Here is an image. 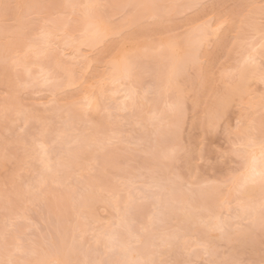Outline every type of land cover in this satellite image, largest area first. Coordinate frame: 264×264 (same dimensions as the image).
<instances>
[{"label":"rangeland","instance_id":"1","mask_svg":"<svg viewBox=\"0 0 264 264\" xmlns=\"http://www.w3.org/2000/svg\"><path fill=\"white\" fill-rule=\"evenodd\" d=\"M258 143L264 0H0V264H264Z\"/></svg>","mask_w":264,"mask_h":264},{"label":"bare ground","instance_id":"2","mask_svg":"<svg viewBox=\"0 0 264 264\" xmlns=\"http://www.w3.org/2000/svg\"><path fill=\"white\" fill-rule=\"evenodd\" d=\"M84 15H85V18L88 19V17L91 16V13L88 11ZM85 23H84V25H85ZM84 28H85V31L86 32H89L90 33V34H88L89 36H87L88 38L86 37L87 39H85L86 41L88 40L87 41V45H88V43H92L93 44L95 41L100 40L99 39L100 36L98 35L96 28L92 26V23L90 21L86 24V26ZM48 35H50L49 32H48ZM51 36H52V34H51ZM54 37H55V35H54ZM83 38H85V37L83 36ZM45 39L46 40H44V41L47 42L48 37L45 36ZM50 41H51V39H50ZM81 44H84V41ZM132 62H129V61L123 62V63L117 62L118 64H116V62H115V65L113 64V66H115V68H114V74H113V72L111 73V76H112L111 79L113 80V81L111 80V82H112V85H114V87H115V89L112 91L113 94L116 95V94L120 93L121 92L120 89H121V87L123 85L120 82H122V80H124V79L130 78V74H131V70H130L131 67H130V65H131ZM30 63H32V62H30ZM30 63H29V66H30ZM26 64H28V63H26ZM32 65H37V64L34 63ZM174 65H172L171 68H173ZM41 66H42V64H41ZM87 66H89L88 65V62H87ZM43 67L46 68L45 64H44ZM171 68H170V70H172ZM179 68L180 67L178 66V69L176 67V68H174L172 70V72L170 71V73L173 74L172 76L176 77V75H178ZM85 69L87 70L88 67H86ZM47 72H48L47 70L42 69L41 72H40V74L43 73V76H44V74H46ZM241 72H242V76L245 77V78L249 74V71L247 69L246 70H242ZM37 73H39V72H37ZM117 82L120 83V84L118 85ZM115 84H116V86H115ZM123 91H125V93H126L127 90H122V92ZM133 92L134 91L133 90L131 91V89H130V91H128L127 95L124 94L123 97L125 96V98L127 100V98H131V95L133 94ZM125 98H124V101H125ZM88 102H89V105H92V104L94 105L95 104V100L92 99V97H90V96H88ZM250 154H251V156H250V159H249V163H248V165L246 167L247 170H246V176H245L244 182H245V184H246V182H253L254 184H260L261 187H262V189H263V191H264V143H261V144L258 143V144L253 145V150H252V152ZM87 200H89V199H87ZM86 203H88V202L86 201ZM217 220H218L219 223H216V225L217 226L218 225L220 226L221 221L219 219H217ZM131 257L133 258V255H131ZM36 264H42V263L37 262ZM43 264H44V262H43Z\"/></svg>","mask_w":264,"mask_h":264}]
</instances>
